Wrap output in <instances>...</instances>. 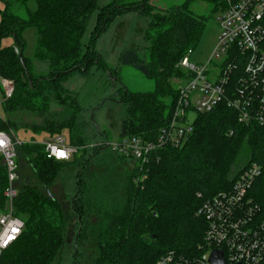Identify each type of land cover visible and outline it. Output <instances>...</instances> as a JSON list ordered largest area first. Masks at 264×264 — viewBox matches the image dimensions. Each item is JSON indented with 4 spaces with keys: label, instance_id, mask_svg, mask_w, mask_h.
I'll return each mask as SVG.
<instances>
[{
    "label": "trees",
    "instance_id": "1",
    "mask_svg": "<svg viewBox=\"0 0 264 264\" xmlns=\"http://www.w3.org/2000/svg\"><path fill=\"white\" fill-rule=\"evenodd\" d=\"M28 1L5 0L0 11V78L14 84L11 96L4 98V112L26 110L46 115L44 124L31 128L49 136L68 131L70 143L83 147V153L88 154L85 146L90 137L78 118L84 107L77 96L65 91L62 82L89 73L94 65L107 69L96 47L99 37L118 16L137 10L148 20L143 35L149 42L144 72L155 80V89L132 91L122 85L116 91L114 95L125 106L119 136L156 139L178 97L176 82L187 76L179 63L200 41L207 24V17L191 9V2L197 0L164 9L150 0L123 4L113 0L104 6H99L100 0H37L35 12L27 7ZM202 1L211 3L214 10L223 6V0ZM21 6L28 12L26 18L15 11ZM96 11L95 26L84 43ZM28 26L38 29L35 59L47 61L48 72H37L34 59L24 55L22 32ZM8 36L14 38V44L3 46L2 40ZM55 101L65 110L60 118L47 116ZM12 124L18 125L12 119H0V130L10 131ZM194 126L182 146L166 147L159 158L146 165L138 162L123 171L86 170L105 144L90 149L93 151L82 163L77 155L71 161L48 159L38 142L19 145L18 155L21 151L28 158L46 189L31 184L19 188L14 208L25 221V228L3 252L0 264H54L62 253L68 213L50 188L61 169L71 162L80 161L76 192L70 200L78 230L76 245L93 246V264H155L170 252L200 257L206 250L208 227L205 217L198 213L203 201L232 190L243 171L253 164L262 171L248 192V200L264 215V126L254 119L240 122L239 113L225 100L211 111L198 113ZM117 158L121 164L128 159ZM7 183V169L0 159L1 204Z\"/></svg>",
    "mask_w": 264,
    "mask_h": 264
},
{
    "label": "built area",
    "instance_id": "2",
    "mask_svg": "<svg viewBox=\"0 0 264 264\" xmlns=\"http://www.w3.org/2000/svg\"><path fill=\"white\" fill-rule=\"evenodd\" d=\"M218 18L220 35L206 63L191 61L193 49L180 61L187 74L179 81L178 97L167 124L158 137L119 136L104 143L117 155L142 165L160 157L166 147L182 146L194 132L198 113L213 110L226 101L239 113V121L255 120L264 126V0H223ZM5 96L14 91L11 80L2 78ZM10 131L0 130V159L7 169L8 183L0 202V259L3 252L21 236L25 221L15 214L19 194L18 145ZM48 159L71 161L81 146L71 144L63 134L40 143ZM257 164L244 170L232 190L203 201L199 214L208 227L206 250L200 257L188 258L176 252L161 257L155 264H214V250H222L223 264H264V215L248 200V192L261 174Z\"/></svg>",
    "mask_w": 264,
    "mask_h": 264
},
{
    "label": "rangeland",
    "instance_id": "3",
    "mask_svg": "<svg viewBox=\"0 0 264 264\" xmlns=\"http://www.w3.org/2000/svg\"><path fill=\"white\" fill-rule=\"evenodd\" d=\"M113 0H100L99 6H104ZM141 2L142 0H118L119 4ZM187 0H150L151 3L160 9L171 5L184 3ZM5 7V0H0V11ZM27 7L31 12L38 9L37 0H29ZM191 9L195 14L207 17V24L200 41L193 48L191 61L196 63H206L211 55L220 35L218 18L222 15V5L214 10L211 3L197 0L191 2ZM16 13L26 18L28 12L25 7H16ZM97 11L94 13L89 28L84 35L83 42L87 43L90 39L92 29L96 23ZM1 21V12H0ZM148 20L137 10H132L118 16L99 37L96 47L107 62L108 68H99L92 66L87 74H76L62 82L66 92L75 95L79 103L84 107V111L79 114L86 130L88 144L85 146L90 149L102 146L108 141L116 140L119 137L122 118L125 115V106L120 102V97L116 91L126 85L132 91H153L155 89V80L148 77L144 72V62L148 61L147 42L143 35L147 28ZM25 40L24 55L34 59L37 72H48L50 69L47 61L35 59L36 47L38 44V29L35 26H28L22 32ZM14 44L12 36L5 37L2 40L3 46ZM176 82V80H174ZM179 84V81L176 84ZM177 84V85H178ZM5 91L0 78V119H12L18 125L12 124L10 132L14 140L19 143L38 142L42 143L50 136L46 132L35 131L31 128L33 124L42 125L45 123V116L38 113L21 110L14 114H6L3 109ZM167 103L170 101L167 99ZM65 110L57 101L52 106V112L47 116L60 118ZM63 135L70 142L68 131H63ZM107 134L108 136H106ZM19 146V145H18ZM83 147H81L82 149ZM76 154L80 158L89 157L83 151ZM19 180L17 186L20 188L25 184L38 185L46 189L38 179L37 173L21 151L18 155ZM138 161L127 159L121 164L117 155L112 152L109 146L101 149L94 156L92 163L87 164L88 171L104 173L107 170L123 171L130 170L137 165ZM80 168L79 162H71L63 167L60 175L51 186L50 191L66 207L68 213L67 242L64 250L59 255L54 264H93L92 256L95 253L93 246L76 245V218L70 200L77 188V171ZM5 190V189H4ZM1 201V200H0Z\"/></svg>",
    "mask_w": 264,
    "mask_h": 264
},
{
    "label": "water",
    "instance_id": "4",
    "mask_svg": "<svg viewBox=\"0 0 264 264\" xmlns=\"http://www.w3.org/2000/svg\"><path fill=\"white\" fill-rule=\"evenodd\" d=\"M15 50L18 53L20 52V50L17 46H15ZM210 260L214 264H223L224 263L223 251L222 250H214L212 255H211Z\"/></svg>",
    "mask_w": 264,
    "mask_h": 264
}]
</instances>
